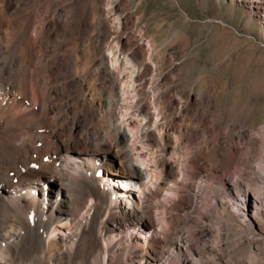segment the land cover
<instances>
[{
	"label": "bare ground",
	"instance_id": "6f19581e",
	"mask_svg": "<svg viewBox=\"0 0 264 264\" xmlns=\"http://www.w3.org/2000/svg\"><path fill=\"white\" fill-rule=\"evenodd\" d=\"M132 1L0 0V264L264 263L260 105L224 128Z\"/></svg>",
	"mask_w": 264,
	"mask_h": 264
},
{
	"label": "rangeland",
	"instance_id": "374dc122",
	"mask_svg": "<svg viewBox=\"0 0 264 264\" xmlns=\"http://www.w3.org/2000/svg\"><path fill=\"white\" fill-rule=\"evenodd\" d=\"M141 1H132V5L146 28L142 41L153 37L157 45H163L168 41L165 28L176 30L172 35L175 38L173 50L188 56L184 65L186 79L190 81L207 75L219 85L221 107L227 113L221 125L228 128L254 105L260 108L251 125L259 128L264 124V0H205L203 3L198 0H143L144 3L138 5ZM109 14L112 23L109 40L112 42L106 53L115 57L120 54L116 32L124 30L121 24L124 13L121 15L113 10ZM126 82L131 85L130 78H126ZM204 83L200 86L207 85ZM261 148L257 147L256 152ZM108 159L117 164L118 171L123 170L116 157L111 155ZM233 220L235 223L241 221L236 213ZM233 234L231 231L228 237L231 241ZM218 250L227 252L225 247Z\"/></svg>",
	"mask_w": 264,
	"mask_h": 264
}]
</instances>
